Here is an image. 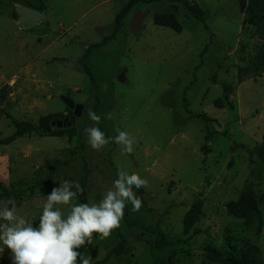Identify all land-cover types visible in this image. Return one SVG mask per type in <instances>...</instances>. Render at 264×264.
I'll return each instance as SVG.
<instances>
[{"label": "rangeland", "instance_id": "obj_1", "mask_svg": "<svg viewBox=\"0 0 264 264\" xmlns=\"http://www.w3.org/2000/svg\"><path fill=\"white\" fill-rule=\"evenodd\" d=\"M128 1L0 0V138L13 133L12 119L71 115L62 97L83 105L72 129L0 145L8 188L0 189V208L14 201L35 227L53 187L77 182L78 202H99L124 169L147 181L133 187L142 206L133 211L127 202L120 227L77 249L91 264L121 241V254L103 264H264V9L239 0H145L117 24ZM16 2L45 11L46 21L20 27ZM135 11L147 13L140 31L130 27ZM164 12L176 15L181 32L153 22ZM94 124L106 138L128 132L134 151L122 153L114 140L91 149L85 129ZM0 264H11L7 248Z\"/></svg>", "mask_w": 264, "mask_h": 264}, {"label": "clouds", "instance_id": "obj_2", "mask_svg": "<svg viewBox=\"0 0 264 264\" xmlns=\"http://www.w3.org/2000/svg\"><path fill=\"white\" fill-rule=\"evenodd\" d=\"M88 117L98 123L101 117L89 109ZM109 118L111 116L109 115ZM117 135L106 138L95 126L85 129L87 143L99 151L110 140L120 146L122 153L134 151V138L126 131L116 130ZM147 187V181L136 173L118 169L117 179L107 189L99 202L80 203L84 188L77 182L64 181L46 195L38 226H33L23 216L17 215L14 201L0 208V255L7 248L11 264H91L92 257L77 251L91 244L93 234L107 238L112 230L120 227L126 202L133 211H139L142 201L133 191ZM66 205L70 211L64 215L56 205Z\"/></svg>", "mask_w": 264, "mask_h": 264}, {"label": "trees", "instance_id": "obj_3", "mask_svg": "<svg viewBox=\"0 0 264 264\" xmlns=\"http://www.w3.org/2000/svg\"><path fill=\"white\" fill-rule=\"evenodd\" d=\"M139 2H146V1L145 0H129L128 3L117 13L115 17L116 23L119 24L124 18V16L129 12L131 7L138 4ZM239 3L242 8L246 6L249 11H261L264 9V0H239ZM188 9L190 13L196 19L202 18L203 10L199 8L198 6L188 5ZM153 22L156 25L172 28L176 32L182 31V26L173 12L156 13L153 15ZM198 116L203 117L204 119L208 120V117L204 113H200L198 114ZM60 118H62L61 114H58V113L48 114L42 117L37 124L30 123V122L23 121V120L12 119L11 122L13 124L14 131L12 134L5 136L3 138H0V145H9L12 142H14L16 139L23 137L24 135L29 134V133H37L40 131L46 132V127L51 123V121L59 120ZM66 128L72 129L71 126L66 127ZM263 139H264V130H263ZM0 189L3 190L4 192L8 191V188L4 186L1 182H0ZM252 210L257 211V208L255 207ZM124 214L125 216H127L126 207L124 208ZM158 232L161 234L162 243L170 244V242L166 243L164 234L161 231H158ZM123 249H124V241H121L120 243H118L116 246H114L108 251L104 259L100 261H96L93 264H103L112 255H120ZM207 251L209 254H212L214 256H220L219 252H216L212 249H207Z\"/></svg>", "mask_w": 264, "mask_h": 264}, {"label": "water", "instance_id": "obj_4", "mask_svg": "<svg viewBox=\"0 0 264 264\" xmlns=\"http://www.w3.org/2000/svg\"><path fill=\"white\" fill-rule=\"evenodd\" d=\"M14 16L18 25L22 28H26L32 26L33 24L46 21L45 11L35 9L19 2L15 3ZM145 16H147L146 12H134L130 23V27L133 31H140L142 29L143 19ZM69 64L76 68H83L82 63L80 62H69ZM119 79L123 80V75H120ZM61 99L65 103V105L73 111V113L69 116L64 117L63 119L51 121V123L46 127L47 132H49L52 127L60 129L73 126L76 122V118L80 117L82 114L83 105L81 103H76L67 97H62Z\"/></svg>", "mask_w": 264, "mask_h": 264}, {"label": "flooded vegetation", "instance_id": "obj_5", "mask_svg": "<svg viewBox=\"0 0 264 264\" xmlns=\"http://www.w3.org/2000/svg\"><path fill=\"white\" fill-rule=\"evenodd\" d=\"M72 113H73V111H72Z\"/></svg>", "mask_w": 264, "mask_h": 264}]
</instances>
